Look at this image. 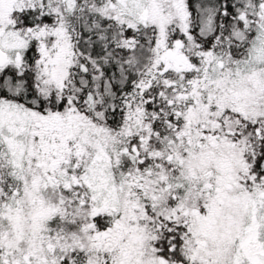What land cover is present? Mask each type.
<instances>
[{
    "label": "snow or ice",
    "instance_id": "obj_1",
    "mask_svg": "<svg viewBox=\"0 0 264 264\" xmlns=\"http://www.w3.org/2000/svg\"><path fill=\"white\" fill-rule=\"evenodd\" d=\"M0 264H264V0H0Z\"/></svg>",
    "mask_w": 264,
    "mask_h": 264
}]
</instances>
